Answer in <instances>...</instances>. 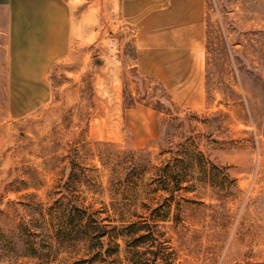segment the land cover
Returning a JSON list of instances; mask_svg holds the SVG:
<instances>
[{
    "label": "rangeland",
    "instance_id": "obj_1",
    "mask_svg": "<svg viewBox=\"0 0 264 264\" xmlns=\"http://www.w3.org/2000/svg\"><path fill=\"white\" fill-rule=\"evenodd\" d=\"M76 4L50 35L0 8V264H264V0H206L201 94Z\"/></svg>",
    "mask_w": 264,
    "mask_h": 264
},
{
    "label": "crops",
    "instance_id": "obj_2",
    "mask_svg": "<svg viewBox=\"0 0 264 264\" xmlns=\"http://www.w3.org/2000/svg\"><path fill=\"white\" fill-rule=\"evenodd\" d=\"M76 2L77 0H0V8L9 13L10 26H39L35 29L38 34L42 33L41 25L49 26L47 32L50 35L56 34L57 26L71 23L72 10L80 8ZM103 4L104 7L111 8L112 4V7H118L121 21L132 26L136 30L137 39L149 46L138 50L137 60H141L142 51L145 62H148L146 57L149 55L146 51L154 52L149 58V64H137L141 71L143 69L145 74L159 77L160 72L168 73L171 70L173 76H178L168 75L164 83L167 86L172 83L175 88L185 86L184 83L190 80L191 75L198 73L193 83L201 94L202 87L205 88L202 53L199 49L194 51L197 60L192 61L190 48L196 45L201 49L202 38L206 33V0H103ZM13 32L12 27V35ZM52 47L46 46V50L52 52L50 59H54L57 53L56 46Z\"/></svg>",
    "mask_w": 264,
    "mask_h": 264
},
{
    "label": "trees",
    "instance_id": "obj_3",
    "mask_svg": "<svg viewBox=\"0 0 264 264\" xmlns=\"http://www.w3.org/2000/svg\"><path fill=\"white\" fill-rule=\"evenodd\" d=\"M159 86L163 87V86H162V84H161L160 82H159ZM134 103H135V102H134V101H132V102H130V105H133ZM154 108H156V109H159V110H160V109L162 108V106H161L160 104H158V106H156V107H154ZM98 233H100V232H98ZM99 235H100V236H104V235H105V233L103 232V233H100ZM105 239H106V238H103V240H104V241H105Z\"/></svg>",
    "mask_w": 264,
    "mask_h": 264
}]
</instances>
